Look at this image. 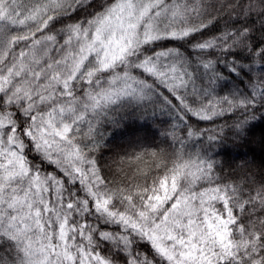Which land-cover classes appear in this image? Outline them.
I'll use <instances>...</instances> for the list:
<instances>
[{
  "label": "snow or ice",
  "instance_id": "obj_1",
  "mask_svg": "<svg viewBox=\"0 0 264 264\" xmlns=\"http://www.w3.org/2000/svg\"><path fill=\"white\" fill-rule=\"evenodd\" d=\"M0 264H264V0H0Z\"/></svg>",
  "mask_w": 264,
  "mask_h": 264
}]
</instances>
